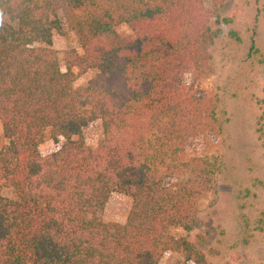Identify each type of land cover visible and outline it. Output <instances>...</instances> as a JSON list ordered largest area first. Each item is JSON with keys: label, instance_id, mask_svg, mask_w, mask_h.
Masks as SVG:
<instances>
[{"label": "trees", "instance_id": "obj_1", "mask_svg": "<svg viewBox=\"0 0 264 264\" xmlns=\"http://www.w3.org/2000/svg\"><path fill=\"white\" fill-rule=\"evenodd\" d=\"M64 1L79 45L62 69L59 0H0V264H160L167 252L207 264L172 231L190 232L216 194L203 148L220 131L218 99L201 80L227 0ZM116 75L122 90L106 85ZM94 122L92 148L82 135ZM256 132L264 151V98ZM46 134L57 147L44 156ZM114 193L132 201L124 224L98 218Z\"/></svg>", "mask_w": 264, "mask_h": 264}, {"label": "rangeland", "instance_id": "obj_2", "mask_svg": "<svg viewBox=\"0 0 264 264\" xmlns=\"http://www.w3.org/2000/svg\"><path fill=\"white\" fill-rule=\"evenodd\" d=\"M58 15L62 33L54 34L52 48L60 67L64 52L78 48L74 19L64 0ZM212 0H204L210 7ZM221 35L209 48L211 70L202 76V87L218 99L216 120L220 129L204 141V153L217 165L216 194L202 201L190 232L172 231L199 246L207 264H264V157L256 129L260 101L264 98V0H227L219 9ZM124 35L130 31L122 26ZM97 71L79 75L74 85L86 87ZM110 88L122 90L121 78H106ZM98 122L83 129L86 146L94 148L102 137ZM6 143L0 127V147ZM57 146L46 134L39 146L42 155ZM131 199L114 193L98 218L104 223L124 224ZM180 256L164 253L160 264H173Z\"/></svg>", "mask_w": 264, "mask_h": 264}, {"label": "clouds", "instance_id": "obj_3", "mask_svg": "<svg viewBox=\"0 0 264 264\" xmlns=\"http://www.w3.org/2000/svg\"><path fill=\"white\" fill-rule=\"evenodd\" d=\"M4 20H5L4 12L0 10V27H3Z\"/></svg>", "mask_w": 264, "mask_h": 264}]
</instances>
